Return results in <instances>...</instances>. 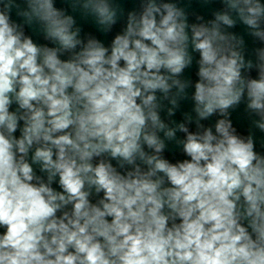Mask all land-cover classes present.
Wrapping results in <instances>:
<instances>
[{"label":"clouds","instance_id":"9594fccd","mask_svg":"<svg viewBox=\"0 0 264 264\" xmlns=\"http://www.w3.org/2000/svg\"><path fill=\"white\" fill-rule=\"evenodd\" d=\"M64 2L123 27L106 45L56 0H0V264H264V152L231 119L244 102L264 133V0L197 22L170 0Z\"/></svg>","mask_w":264,"mask_h":264},{"label":"water","instance_id":"95a60500","mask_svg":"<svg viewBox=\"0 0 264 264\" xmlns=\"http://www.w3.org/2000/svg\"><path fill=\"white\" fill-rule=\"evenodd\" d=\"M58 7H64L68 10L70 14H73L77 18L78 24L82 27L85 33H92L97 35L99 39H101L106 45L111 42L112 36L121 30L123 27V19L121 22L115 27L112 34L107 36L98 33L91 23L90 20H84L80 17L78 13H73L71 8L64 0H56ZM140 2L141 0H115V3L119 5V7L123 10L124 16L126 17L127 12L129 11H139L140 10ZM170 2L176 3L179 7H182L189 16V22H197L196 16L201 15L207 19L212 18V13L217 11L221 8V4L219 0H209V2L205 3V0H170ZM13 18L16 19L15 15ZM28 34L33 36V39L37 43H42V38L33 32L31 29H28ZM229 31L235 32L237 35L242 36L245 41V54L248 58L254 59V52L253 50L257 47L262 46L259 41L255 40L251 36L248 35L247 29L242 24H238L235 28L229 29ZM196 55V54H194ZM195 63L191 69H188L184 73L185 78H190L192 80L196 79L195 76ZM255 75V72L252 73ZM191 91V90H189ZM167 103V102H165ZM192 110V102L190 99L183 100L180 102V107L177 109L176 114L174 117L168 118L166 114V110L161 113L162 117L167 119H172L177 122L183 120V114L188 112L191 113ZM194 115V114H193ZM217 119L216 116L209 118V120L204 121L206 126L213 125L215 120ZM231 119L233 122L234 127H236L238 133L241 135H248L252 133L254 135V139L256 142V150L258 152H264V148L261 147L262 141H264V133H262L259 129H256L252 125V119L248 112L246 111L245 103L242 102L236 109L231 110ZM169 159L176 160L182 158V154L179 152V149L174 145V143H170L168 149L165 153Z\"/></svg>","mask_w":264,"mask_h":264}]
</instances>
